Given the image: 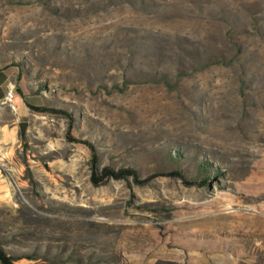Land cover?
<instances>
[{
    "label": "rangeland",
    "instance_id": "1",
    "mask_svg": "<svg viewBox=\"0 0 264 264\" xmlns=\"http://www.w3.org/2000/svg\"><path fill=\"white\" fill-rule=\"evenodd\" d=\"M10 87L0 241L17 264H264V0H0ZM26 103L70 113L99 168L158 175L94 185L68 117Z\"/></svg>",
    "mask_w": 264,
    "mask_h": 264
},
{
    "label": "trees",
    "instance_id": "2",
    "mask_svg": "<svg viewBox=\"0 0 264 264\" xmlns=\"http://www.w3.org/2000/svg\"><path fill=\"white\" fill-rule=\"evenodd\" d=\"M26 104L29 108L35 111L61 113L68 117V119L70 120V124H69L68 131H67L68 139L71 141L82 143L90 149V166H91L90 179L94 185H100L109 179H122V178H128L129 176H131L137 183H145L150 178L154 177L155 175H158V174H151L145 178H140L137 171L132 167H120L118 169H114L109 166H103L99 168L97 165L98 156H97L95 145L88 139H78V138H75L71 134L73 116L70 113L62 109L49 108L45 106H36V105L29 104V103H26ZM165 175L181 178L185 183L190 184V185L192 184L203 185L207 182L206 177L202 178L200 181H197L194 179L188 180L186 179L185 175L180 169H173L169 172H166ZM16 259H17L16 257L8 255L3 250V248L1 247V241H0V263L1 264H17L15 262Z\"/></svg>",
    "mask_w": 264,
    "mask_h": 264
},
{
    "label": "built area",
    "instance_id": "3",
    "mask_svg": "<svg viewBox=\"0 0 264 264\" xmlns=\"http://www.w3.org/2000/svg\"><path fill=\"white\" fill-rule=\"evenodd\" d=\"M3 103L6 104L11 110L17 111V105L15 103V92L13 87H10L5 92Z\"/></svg>",
    "mask_w": 264,
    "mask_h": 264
},
{
    "label": "water",
    "instance_id": "4",
    "mask_svg": "<svg viewBox=\"0 0 264 264\" xmlns=\"http://www.w3.org/2000/svg\"><path fill=\"white\" fill-rule=\"evenodd\" d=\"M20 129H21V134H23L24 130H25V123L24 122L20 123Z\"/></svg>",
    "mask_w": 264,
    "mask_h": 264
},
{
    "label": "crops",
    "instance_id": "5",
    "mask_svg": "<svg viewBox=\"0 0 264 264\" xmlns=\"http://www.w3.org/2000/svg\"><path fill=\"white\" fill-rule=\"evenodd\" d=\"M2 73H5V72H2ZM2 75H5V74H2ZM3 77H4V76H3ZM4 95H5V94H1V95H0V102H1V103H3Z\"/></svg>",
    "mask_w": 264,
    "mask_h": 264
}]
</instances>
